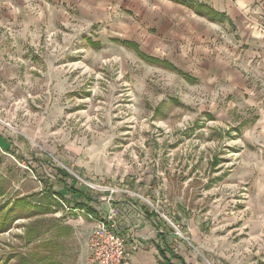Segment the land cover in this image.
Returning a JSON list of instances; mask_svg holds the SVG:
<instances>
[{
    "label": "rangeland",
    "instance_id": "rangeland-1",
    "mask_svg": "<svg viewBox=\"0 0 264 264\" xmlns=\"http://www.w3.org/2000/svg\"><path fill=\"white\" fill-rule=\"evenodd\" d=\"M60 19L19 48L0 35V264H87L96 219L65 187L109 197L82 181L184 240L181 220L205 222L209 264L232 257L235 225L264 221V81L229 92L104 19Z\"/></svg>",
    "mask_w": 264,
    "mask_h": 264
},
{
    "label": "crops",
    "instance_id": "crops-1",
    "mask_svg": "<svg viewBox=\"0 0 264 264\" xmlns=\"http://www.w3.org/2000/svg\"><path fill=\"white\" fill-rule=\"evenodd\" d=\"M60 18L91 24L104 19L124 42L202 69L203 77L229 92L247 94L242 85L250 75L251 82L264 81V0H0V35L12 36L18 48L26 36L40 34L45 21L57 26ZM93 202L94 226L110 204L99 210ZM116 202L112 205L124 207L120 231L129 264H209L207 256H214L205 222L181 220L184 240L156 214L124 199ZM234 228L243 235L232 257L219 253L218 263L264 264V221L241 220Z\"/></svg>",
    "mask_w": 264,
    "mask_h": 264
},
{
    "label": "built area",
    "instance_id": "built-area-1",
    "mask_svg": "<svg viewBox=\"0 0 264 264\" xmlns=\"http://www.w3.org/2000/svg\"><path fill=\"white\" fill-rule=\"evenodd\" d=\"M82 183L91 190L107 192L109 197L108 203L111 200V195L118 193L143 199L123 188L101 187L84 181ZM122 217L119 207L111 203L108 211L92 227L87 238L89 252L87 264H129L130 250L126 247V237L120 231ZM161 217L167 221L176 236L180 235L176 225L167 220L165 216L161 215ZM132 250H135V247Z\"/></svg>",
    "mask_w": 264,
    "mask_h": 264
},
{
    "label": "trees",
    "instance_id": "trees-1",
    "mask_svg": "<svg viewBox=\"0 0 264 264\" xmlns=\"http://www.w3.org/2000/svg\"><path fill=\"white\" fill-rule=\"evenodd\" d=\"M65 188H67V192L69 191L71 194L77 195V198H79L78 203L76 205L77 208L82 209L83 212H85L88 215H92L95 218L98 217L97 213L90 206L91 199H88V197L84 192L79 190L74 191L71 187H65ZM156 217L159 218L157 215Z\"/></svg>",
    "mask_w": 264,
    "mask_h": 264
}]
</instances>
